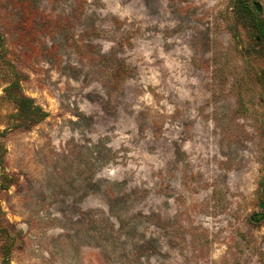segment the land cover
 <instances>
[{"label": "rangeland", "instance_id": "rangeland-1", "mask_svg": "<svg viewBox=\"0 0 264 264\" xmlns=\"http://www.w3.org/2000/svg\"><path fill=\"white\" fill-rule=\"evenodd\" d=\"M243 4L0 0V264H264V0Z\"/></svg>", "mask_w": 264, "mask_h": 264}, {"label": "trees", "instance_id": "trees-1", "mask_svg": "<svg viewBox=\"0 0 264 264\" xmlns=\"http://www.w3.org/2000/svg\"><path fill=\"white\" fill-rule=\"evenodd\" d=\"M244 0H239L240 5L245 6L243 4ZM11 86H9V88L7 89V96L14 100L17 104V108H18V112L15 114L17 116V118H20L24 125H30L32 123H35L37 121H39L41 118H43L44 113H42L41 109L34 105L32 103V100L25 96V95H16V93H12L11 92ZM4 131H2L1 133H4ZM3 147L0 144V166L2 167L3 161H4V152H3Z\"/></svg>", "mask_w": 264, "mask_h": 264}, {"label": "water", "instance_id": "water-1", "mask_svg": "<svg viewBox=\"0 0 264 264\" xmlns=\"http://www.w3.org/2000/svg\"><path fill=\"white\" fill-rule=\"evenodd\" d=\"M253 5L255 6V8L259 11L261 10L260 4L258 2H253Z\"/></svg>", "mask_w": 264, "mask_h": 264}]
</instances>
